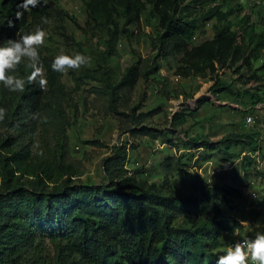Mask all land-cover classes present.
Listing matches in <instances>:
<instances>
[{
  "label": "trees",
  "instance_id": "1",
  "mask_svg": "<svg viewBox=\"0 0 264 264\" xmlns=\"http://www.w3.org/2000/svg\"><path fill=\"white\" fill-rule=\"evenodd\" d=\"M19 2L0 0V44L44 27L54 12L75 20L49 0H41L40 6L29 9L31 20L21 27L15 18ZM82 2L86 22L101 32L105 49L74 41L75 52L69 55L91 57L87 66L69 70L74 85L68 87L65 73L52 70L58 54L43 51L39 55L46 90L26 83L23 92L12 93L0 85V107L7 109L0 121V264H216L228 245L223 233H232L240 224L230 222L225 210L236 190L210 183L198 169L213 156L223 165L241 158L242 166L259 167V157L250 151L242 154L246 147L253 148L254 135L233 134L218 141L189 137L184 145L196 152L185 160L167 153L155 165L161 182L150 180L144 168L130 170V148L137 145L121 143L103 160L105 182L86 183L81 179L84 164L73 155L68 132L73 121L66 104L91 80L96 84L87 89L86 110L110 114L122 132L158 139L163 131L145 122L160 107L138 112L140 104L131 106L138 81L147 80L170 58L179 62L176 74L185 78L242 62L260 79L264 30H258L249 15L237 12L241 7L224 11L215 0ZM147 13L156 20L149 34L154 53L143 58L135 51L133 62L115 79L119 66L112 65V59L120 57L118 45L131 39L134 29L141 30ZM235 18L240 31L233 29ZM210 22L213 36L194 43L201 23ZM30 72L25 63L15 74L26 77ZM228 88L218 80L212 86L215 94ZM34 113L47 121L38 124ZM193 115H175L187 135ZM164 137L178 146L173 138ZM87 143L103 146L98 140Z\"/></svg>",
  "mask_w": 264,
  "mask_h": 264
},
{
  "label": "rangeland",
  "instance_id": "2",
  "mask_svg": "<svg viewBox=\"0 0 264 264\" xmlns=\"http://www.w3.org/2000/svg\"><path fill=\"white\" fill-rule=\"evenodd\" d=\"M55 7L68 12L75 20H71L56 12L47 25L42 27L47 37L45 44L38 49L43 53L53 52L66 54L75 52V42L92 46L98 50L105 49L104 38L101 32L91 28L86 22L87 13L82 0H49ZM188 3V2H187ZM214 4H222L223 10L228 11L241 7L242 15L250 16V22L258 25V30H264V0H215ZM31 20L29 11L24 13L20 22L23 27ZM156 24L155 18L148 13L143 15L141 30L134 29L131 39L124 38L118 45L120 57L112 59V65H117L115 79H118L125 67L133 62L136 52L143 58L150 57L154 51L149 34L153 33ZM238 19H234L233 29L240 31ZM212 22L201 23L193 41L199 43L213 36ZM136 51V52H135ZM264 58V50L262 51ZM27 63L22 61L20 65ZM19 65V66H20ZM42 65V64H41ZM176 59L170 58L163 62L162 68L145 80L141 78L132 94L131 106L138 105V112H149L160 107V110L145 122L146 125L163 131L158 139L149 136L122 132L119 122L110 114L99 112L97 109L86 110L84 98L88 90L96 83L87 80L73 100L67 102V109L73 125L69 129L73 155L84 164L85 173L82 182H105L103 160L115 145L128 143L137 145L130 148L128 168L132 171L146 169L152 181L161 182L155 165L163 160L164 156L175 154L187 159L194 149L184 145L189 137L197 136L209 141H218L233 134L252 133L256 139L253 148L246 147L244 153L250 151L259 157V167L241 165V158H236L227 164H220L217 156L205 162L198 172L210 183L234 187L231 203L225 207L229 221H239L233 233H223L222 239L227 241L236 236L255 237L257 232H264V71H259L257 79L253 70L248 69L242 62L234 66L219 68L214 74H202L191 77H182L176 74L179 66ZM18 66V68H19ZM260 67V63L256 64ZM43 67V65H42ZM17 68V69H18ZM44 75H45V68ZM230 88L220 94H215L212 86L215 81ZM68 87L74 85L69 70L63 77ZM94 94L89 97L92 99ZM77 106L78 109L75 107ZM194 113L191 117L190 130L185 134L175 115ZM248 117L252 121L248 122ZM173 138L178 146L165 142V137ZM88 140H98L102 145L87 143ZM255 148V149H254ZM240 149V147L237 148ZM187 186V182L183 183ZM256 194L257 196H253ZM245 221V223H241ZM228 245L224 246V253Z\"/></svg>",
  "mask_w": 264,
  "mask_h": 264
},
{
  "label": "clouds",
  "instance_id": "3",
  "mask_svg": "<svg viewBox=\"0 0 264 264\" xmlns=\"http://www.w3.org/2000/svg\"><path fill=\"white\" fill-rule=\"evenodd\" d=\"M40 4L41 0H20L16 7V20H22L25 12ZM43 22L47 23V18H44ZM14 26V22L10 20L8 27ZM46 37V31L36 26L31 32L18 34L17 39H8L0 44V85L12 93L23 92L26 83L34 84L42 91L47 89L48 81L38 51L45 44ZM22 61H27V66L31 69L26 77L15 74ZM90 62L91 57L87 55H69L61 51L53 59L51 68L64 74L68 70H79ZM6 112L7 109L0 107V121L5 119ZM33 119H36L38 124L47 121V118H42L39 113H34ZM216 264H264V232H257L254 238L238 240L229 246L224 254L219 255Z\"/></svg>",
  "mask_w": 264,
  "mask_h": 264
},
{
  "label": "built area",
  "instance_id": "4",
  "mask_svg": "<svg viewBox=\"0 0 264 264\" xmlns=\"http://www.w3.org/2000/svg\"><path fill=\"white\" fill-rule=\"evenodd\" d=\"M252 121V117H248V122ZM253 196H257L256 194H254ZM233 233V232H232ZM250 238H254V237H247V236H238L236 234L235 237L229 239L228 242V247L231 245H234L238 240H243V239H250Z\"/></svg>",
  "mask_w": 264,
  "mask_h": 264
}]
</instances>
